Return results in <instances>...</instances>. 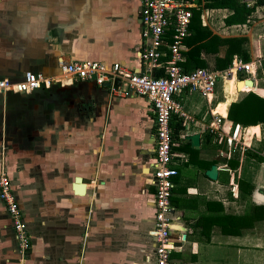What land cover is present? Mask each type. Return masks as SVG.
<instances>
[{
	"label": "crops",
	"instance_id": "crops-1",
	"mask_svg": "<svg viewBox=\"0 0 264 264\" xmlns=\"http://www.w3.org/2000/svg\"><path fill=\"white\" fill-rule=\"evenodd\" d=\"M140 1L0 0V78L20 80L24 71L31 70L57 76L61 82L31 93L0 94V146L4 150L0 167L7 172L9 162L14 178L21 185L24 182L18 191L20 203L25 210L27 205L34 207L39 216V220L33 218V231L47 228L46 221L40 220L47 215L51 229L42 230V238L33 236L26 264L155 262L151 234L155 220L152 106L144 97L111 96L108 89L92 82L59 74L60 60L119 62L133 72H142ZM204 4L199 3L193 11H199L202 25L221 38H245L247 58L238 54L233 58L250 62L264 56V3L255 7L246 23L231 25L225 21L232 13L230 9L205 8ZM217 11H221L219 18H211ZM226 49L224 45L218 53L202 51L206 67L224 70L217 68L216 58L224 57ZM242 79H251L253 85L238 88L237 81ZM259 81L264 82L261 68L236 76L232 72L231 77L217 81L212 102L219 96L223 99H217L213 106L211 102L210 119L197 120L190 113L191 119L186 121L177 115L171 118V132L176 120L182 129L172 147L178 174L171 197L175 211L170 229L174 243L170 264H228V254L221 256L219 248L212 245L235 247L241 260L247 255L245 261H250V253L256 261L264 257V237H260L264 232H258L255 242L248 241V229L264 220V198H256L257 193L264 195V125L244 127L227 118L230 103L248 91L264 97ZM183 93L193 92L184 90L174 99L180 103ZM210 109L222 116L225 133L239 126L249 149L238 150L230 158L220 154L228 150L227 139L225 134L218 137L208 130L214 119ZM193 133L200 135L198 149L192 148L186 137ZM188 141L196 152L191 154L187 147L179 149ZM254 152L263 159L252 157ZM26 158L33 164L49 163L56 181L47 192L41 187L39 194H50L52 201L38 210L31 200L37 193L26 188V181L36 176V172L22 168ZM233 158L236 166L229 162ZM212 165L218 168L215 180L205 174ZM189 168L196 170L194 178L184 176L183 171ZM76 177L85 184L83 194L73 188ZM4 214V226L10 228V218ZM206 246L212 247V255H202Z\"/></svg>",
	"mask_w": 264,
	"mask_h": 264
},
{
	"label": "built area",
	"instance_id": "built-area-1",
	"mask_svg": "<svg viewBox=\"0 0 264 264\" xmlns=\"http://www.w3.org/2000/svg\"><path fill=\"white\" fill-rule=\"evenodd\" d=\"M208 0H141L140 23L142 44L139 58L144 64L142 72H133L119 62L106 64L98 60L59 61L60 76L74 80L88 81L100 88H106L111 96L127 97L137 95L144 97L152 106L155 124V147L152 161V185L154 186V226L151 230L154 238V264H170L174 243L170 229L174 216L171 202L175 187L174 177L178 170L174 166L175 159L172 147L171 118L173 115L184 121L191 119L174 96L186 90L198 91L205 97L208 105L212 102L215 87L219 78L227 79L232 72H255L261 68L264 72V56L245 62L234 57L224 70H212L207 67L195 68L184 72L181 63L185 60V38L189 35V27L193 11L199 3ZM247 6L255 0H241ZM163 74L156 76V72ZM247 80V79H245ZM241 80V81H245ZM60 84L57 76H48L42 72L24 71L20 80L0 78V94L31 93L42 88H50ZM214 119L207 125L208 130L218 136L226 135L228 150L220 152L230 158L232 153L245 151L248 146L240 135L238 125L231 133L222 130V116L210 109ZM0 200L5 206L11 220L15 240L18 245L20 260L24 259L30 247V237L23 221L22 210L12 189L11 180L4 167L0 168Z\"/></svg>",
	"mask_w": 264,
	"mask_h": 264
},
{
	"label": "trees",
	"instance_id": "trees-1",
	"mask_svg": "<svg viewBox=\"0 0 264 264\" xmlns=\"http://www.w3.org/2000/svg\"><path fill=\"white\" fill-rule=\"evenodd\" d=\"M263 3L264 0H255L253 5L247 6L246 3L241 0H208L203 7L230 9L232 13L225 18V21L227 24L231 25L246 23L255 7ZM184 42L188 46V50L183 52L185 60L181 63L184 72H189L199 67H206L204 59L201 58V52L218 53L219 48L224 45L227 46L224 57L216 58V66L218 69H224L229 66L234 55L238 54L244 60L247 58V54L243 49L245 38L219 37L217 34H214L209 27L202 25L199 11H195L192 16L189 35L185 38ZM162 74V71H158L155 75L159 76ZM227 118L231 120L233 124H239L244 127L256 124L264 125V97L253 91H248L241 98L230 103L227 111ZM172 127V140L176 141L178 139V133L182 129L180 121L176 120ZM186 147L191 154L196 152V150L190 147L189 141L179 147V149ZM246 153L248 154L249 152L247 151ZM250 155L259 160L263 159L262 156L255 152ZM235 159L233 158V160L229 161L232 166H236L237 164V160ZM219 219H221L220 216H218V220Z\"/></svg>",
	"mask_w": 264,
	"mask_h": 264
},
{
	"label": "rangeland",
	"instance_id": "rangeland-1",
	"mask_svg": "<svg viewBox=\"0 0 264 264\" xmlns=\"http://www.w3.org/2000/svg\"><path fill=\"white\" fill-rule=\"evenodd\" d=\"M219 14H221V11H217L215 13H211V18L212 15H217V18H219ZM210 18V19H211ZM244 30H247V28H244ZM261 80V78L259 79ZM259 86L260 88L261 87H264V82L263 81H259ZM243 93H240V95H242ZM217 99H223L221 96H219ZM217 99H215L211 106H213ZM180 103L182 105V108L184 111H186L188 114H192L197 120H202L204 119L203 121H206L208 119H210V115H209V105L207 104V101L205 99L204 96H202L198 91H193L192 94H186V93H183L181 96H180ZM209 117V118H208ZM205 118H208L205 120ZM2 154H4V150L2 149V147L0 146V166L2 165ZM6 156L7 153H6ZM20 154H17L16 153V158H19ZM42 157H47V156H44L42 154ZM7 159V157H6ZM8 161V159H7ZM178 162L177 159H174L173 160V163L176 165ZM30 163V164H29ZM23 164L24 166H22V168L26 167L28 172H36L35 173V180L33 181H30V182H27L26 181V184H28V187H26L27 189H33L34 193L36 194L37 193V196L36 197H32V203L34 206L37 207V210L38 208L40 207H43L44 203H49L52 201V198H51V195L50 194H45V193H42V194H39L41 190V187L45 190H43L44 192H47V190L51 187H54L56 185V181L51 173V169H50V165L49 163H44V164H41V165H38V164H33L31 162H29V160L26 158L24 161H23ZM1 168V167H0ZM36 168V170H35ZM6 170H7V173L10 174V176L12 178H14V175H13V171L10 169V164L9 162L6 163ZM183 174L185 177H188V178H194V175L196 174V170L194 168H189V169H186L185 171H183ZM11 178V180H12ZM12 189L15 193V196L17 198V201L19 203V206L22 210V215H23V221H24V224L26 226V229L28 231V234H29V237H30V247L27 251V254L24 256V259L21 261L20 260V255L18 254V245H17V242L14 241V238H13V229H12V225H10V228H9V225H7V228H9L10 230H7V228H5V214H7V211L5 209V206L4 204H2V201L0 200V264H8L7 262V259L10 260L9 264H11L12 261L15 262V264H26V261L25 259H28L29 258V253H30V248L32 246V238L33 236L34 237H38V235L40 236H43V232L41 229V232L38 233V231L34 232L33 231V220L36 219L38 216V212H37V217H36V213H34L33 209L34 207H30L29 205H27L28 209L25 210L22 206V203H20L22 200V198L20 199V195H18V191L19 189L21 190V186L24 185L22 183L21 185V181L18 180V178H14L12 181ZM20 192V191H19ZM17 195L19 197H17ZM24 197V196H23ZM29 201L30 199L27 198ZM30 203V202H29ZM21 204V205H20ZM1 210H4V213L1 211ZM35 210V209H34ZM8 215V214H7ZM43 217V216H42ZM40 216V220H45L46 221V226L47 227L45 230H43L44 232H50V228H48V224H49V216L47 215L45 218H42ZM34 218V219H33ZM38 219V218H37ZM39 220V219H38ZM11 221V220H10ZM258 221V220H257ZM264 220H260V222L258 221L259 225L257 226L256 225V228H252V229H248L249 233H248V241L249 243H253L255 242V239L257 237V235H259V231H260V234L264 232V223H263ZM11 224V222H9ZM29 228L31 230V232L29 231ZM257 230V232H255ZM252 232V233H251ZM218 236H220L219 233H217ZM40 236V237H41ZM261 238H263L264 236L263 235H260ZM42 238V237H41ZM51 239V238H50ZM15 244H16V252L13 251L14 247H15ZM251 245V244H250ZM218 247L219 248V254H221V256H225L226 254H228V257L229 258V262L228 264H255L256 262L258 264H264V257L262 260L260 261H256L254 259H252L251 257V253H250V261H245V259H247V255L246 257L241 260L237 255V251H236V248L235 247H232L230 249H228L229 247L228 246H225V245H212V247ZM212 247H208L206 246V248L204 247L203 251H202V255L206 256V255H212V252H211V248ZM223 248V250H222ZM226 250H225V249ZM251 250V249H250ZM226 251V252H225ZM260 251V250H259ZM258 251V252H259ZM12 252H14L15 254H13ZM222 252H224L222 254ZM264 252V251H263ZM226 253V254H225ZM16 254H17V259H16ZM15 258H14V256ZM19 257V258H18ZM241 260V261H240Z\"/></svg>",
	"mask_w": 264,
	"mask_h": 264
},
{
	"label": "water",
	"instance_id": "water-1",
	"mask_svg": "<svg viewBox=\"0 0 264 264\" xmlns=\"http://www.w3.org/2000/svg\"><path fill=\"white\" fill-rule=\"evenodd\" d=\"M244 83L245 85H253V81L251 79H248L246 81H237V87L239 88V84L240 83ZM187 139L190 140L191 143V147L194 149H198L200 146V135L199 133H193V134H189L186 136ZM205 174L210 178L215 180L217 178V174H218V168L216 165H212L208 170H206ZM75 192L79 193V194H83V192L85 191V184L82 182V178L81 177H76L75 178V183L73 186ZM256 198L258 200H262L264 198V195L257 193L256 194Z\"/></svg>",
	"mask_w": 264,
	"mask_h": 264
},
{
	"label": "bare ground",
	"instance_id": "bare-ground-1",
	"mask_svg": "<svg viewBox=\"0 0 264 264\" xmlns=\"http://www.w3.org/2000/svg\"><path fill=\"white\" fill-rule=\"evenodd\" d=\"M241 87H243L244 89L248 88V87H246V85L243 82L239 84V88H241Z\"/></svg>",
	"mask_w": 264,
	"mask_h": 264
}]
</instances>
